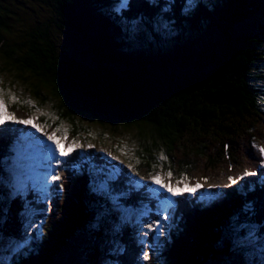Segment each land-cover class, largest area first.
I'll use <instances>...</instances> for the list:
<instances>
[{
	"label": "trees",
	"instance_id": "trees-1",
	"mask_svg": "<svg viewBox=\"0 0 264 264\" xmlns=\"http://www.w3.org/2000/svg\"><path fill=\"white\" fill-rule=\"evenodd\" d=\"M32 1L38 8L53 9L55 19H38L37 9L32 6L27 10L32 15L20 23V16L14 11L19 0H0V81L6 80L5 88L19 82L22 92L27 90L40 104L50 101L41 93L49 89L58 99L57 106L53 107L58 123H70L76 136L89 133L76 118H90V122H99L105 129L118 121L135 130L133 141L139 157L136 154L133 162H137L138 171L151 176L162 170L175 175L183 173L189 181L196 182L198 173L214 174L229 160L237 164V153L245 139H241L242 133L256 135L255 123L262 126L258 132L264 131V23L256 27L247 24L264 7L256 4V0H197L194 4L187 0H127L123 8H119L122 0ZM71 61L95 71L115 70L119 74L117 68L122 66L130 71L150 70L159 76L174 73L181 77V83L171 93L136 104L125 97L107 95L88 85L77 84L67 69ZM19 101L23 102L21 98ZM22 127L0 129V133L6 135L0 137V180L7 174L2 170L3 159H10L13 153L15 158L19 152L14 147L16 129L25 134L18 141L22 147L26 141L29 149L41 148V143H45L35 131ZM82 153L90 155V166L104 163L109 167L126 168L107 152L100 153L97 147L82 149ZM161 154L166 159L161 160ZM180 154L184 155L180 157L185 164L183 172L174 168ZM75 157L70 164L67 162L63 172L64 177L73 175L71 193L63 188L65 195L54 203V211H51L63 219L52 221L53 216L46 219L41 232L33 233L31 250L18 258L14 243L25 239L23 222L26 217L31 218L21 213L30 207L34 213L42 212L39 214L42 216L46 206L37 198L33 203L30 193L31 202L24 203L7 190L9 187L3 188L11 194L1 198L3 208L13 221H6L4 227L11 224L13 227L12 230L8 227V232L1 229L0 243L7 242L8 248L12 244L13 247L9 256L0 257L2 264H57L71 246L77 247L79 255L73 259L81 264H99V256L104 255L114 260L98 244L77 243L82 235L80 223L93 225L96 215L102 212L106 224L109 222L113 227L115 219L108 207L115 200L132 212L144 214L158 210L156 198L148 191L147 199L145 196L135 199L131 179L122 185L107 178H101L100 182L95 181L96 177L73 174V167L77 169V160H81L79 155ZM161 166L158 172L157 167ZM197 166L207 169L199 172ZM255 173L238 180L237 184H217L219 188L206 190L223 196L210 207L200 202L199 207L193 205L190 212L182 210V233L175 236L162 262L150 256L148 264H219L233 260L238 254L243 256L240 261L251 260L253 256L242 255L249 240L241 239L240 245L235 233L244 226H253L257 231L261 226L264 228V218L258 216L264 211L261 195L264 174ZM121 188L127 192L126 197L121 194ZM225 190L229 196L224 195ZM88 206L95 209L94 217H85ZM74 210L82 215H75ZM101 232L93 237L95 242L96 239L101 242L102 238L113 241L114 235ZM131 236V228L126 226L115 237L124 242L132 255V258L125 256L121 264H135L136 250ZM261 239L263 243L256 252L263 255L262 232Z\"/></svg>",
	"mask_w": 264,
	"mask_h": 264
},
{
	"label": "rangeland",
	"instance_id": "rangeland-1",
	"mask_svg": "<svg viewBox=\"0 0 264 264\" xmlns=\"http://www.w3.org/2000/svg\"><path fill=\"white\" fill-rule=\"evenodd\" d=\"M11 1L12 0H10V2ZM187 1H189L191 4H194L197 2V0H187ZM38 2L37 4H40ZM17 3L18 5H15L17 9H15L14 11L20 16L19 22L20 23L25 22L27 17L29 15H32L30 12L27 11L28 8L32 6L36 7L37 5L32 0H19V2ZM256 4H263L264 6V0H256ZM157 7H160V6H157ZM261 8L262 9L259 11V13L255 17H252L251 20L247 24L253 27H256L264 23V7H261ZM36 9L38 13L37 15L38 19L40 20H44V19L50 20L51 18L53 20L55 19L56 15L53 12V9L46 8V6H43L42 9L36 7ZM14 28H15V24H14ZM20 28L21 27H19V30ZM14 32H16V29H14ZM30 32L31 30L27 31L26 34L29 35ZM117 69L121 72L120 74L122 73L127 74L128 72H131L130 70H127L128 69L127 66H122V68L118 67ZM112 72H116V71L112 70ZM179 79L181 83V77ZM4 82H6V80L1 79L0 90H3L2 99L4 100L6 104V111L4 113V116L6 119H5V123L0 124V127L6 124H9L11 122L18 121V120H26V119L35 117L34 123H37L41 127L44 128V132H42L44 134L45 133L51 134L52 132L55 131L57 137L60 138L64 135V132L66 130L67 139L66 140L62 139L61 141L62 146L71 145L73 141L78 142L80 146L76 147L75 150L71 152V155L65 156L66 158H70L69 164L71 163V161L74 160V157L76 156V154L81 157L83 162H87L88 161L86 159L87 154L82 153V149L89 150L90 147H88V145L91 144L93 145V147H97L100 153H104V151L107 153H111L112 154L111 157L112 156L117 157V160L126 166V168L125 167L114 168V167H109V165H105L104 163H98V164H93L87 168H82L80 164L77 167L78 171L81 172L80 176L85 175L88 178H92V179L96 177L95 181H100V182H101V178H105V179L107 178V181L109 180L110 182H113V183L119 181L121 182L122 185L127 179H131L134 182L148 181V185L141 184V186L142 187L146 186L147 188H150V187L153 188L156 194L159 192L161 193L162 198L161 199L156 198V201H155L158 207L163 203L162 200L171 199L175 197V196H172L171 193H168L166 190H161L160 185L153 184L151 180V175L147 174L146 172H140L137 169L138 167H135V165H137V162H133L134 160L137 159L135 155L137 154L139 157V154L137 152V147L135 146V142L133 141V137L136 134L135 130H131V129L124 127V125L118 121H115L113 125H111L108 129H105L101 124H98L99 122L98 123L90 122V118H81V119L76 118L75 119L76 122L80 124V126H83L89 131L88 136H83L82 134H79L78 136H76V134H74L71 131V128L73 126L71 127L70 123L63 122V121H60L58 123L59 117L55 114L56 111L53 109V107L55 108L57 106L58 103L56 100L58 99H56L52 94H50L49 89H44L42 90L41 93L44 97H47V98L49 97L48 99L50 101L47 102V104H40L37 100L33 99L32 96L28 94L27 90L25 92H22L23 88L19 82H17V84L13 86L12 88H9V87L5 88V85H3ZM8 86H10V84H8ZM9 93L14 95L16 99L15 100L11 99V96L9 95ZM19 98H21L23 102H20ZM29 100L32 101L31 105L25 103V101H29ZM16 104L19 106H17ZM20 107H22L23 109H21ZM48 114H51L55 118L54 119L51 118ZM24 116H26L25 119L20 118ZM11 117H15V120L11 119ZM54 124H58V125H54ZM254 125H255L254 134L256 135H253V133H250L248 135H245L242 133L241 139L243 138L245 139L242 141V144H241L242 149L239 150L237 153V156L239 158V161H237V164H234L231 160H229L226 163H224L221 167H218L214 171V174L217 173L215 175L213 173H207V172H205L206 174L203 175L202 171L207 168L197 166L199 169V172H202V173H198L197 175L198 177L196 178L197 181L196 182L189 181L190 178L187 177V181L185 183L189 187L199 182L202 185V187L205 186V188L207 189H204V190L197 189L198 191H201L198 193H196L197 190L195 192L183 191L182 195L177 196V199L181 202L182 207L178 208L179 209L178 212L174 208H171L169 210L168 219L163 222L162 233L159 234L158 239L156 238L158 234L155 231H150L147 227L148 224L155 223L156 221L160 219L158 210H155L153 212H150V211L145 212L141 210L145 212L144 214L141 215V212L139 213L132 212L126 209L125 205H123L122 203L118 204L115 200V202H113V205L108 207V209H110V213L113 214L114 219H115L114 226L112 227L109 222L108 224H106V220L104 216H102V212H100L101 215L100 214L96 215L95 209H93L92 206H88L89 210L84 211L86 214L85 217L91 218V217H94L95 215L96 217L94 218L93 225H90L89 223L87 224L80 223L82 225L80 227V229H82V232H81L82 235L80 236V240H78L77 243L85 244L89 246L98 244L99 247L105 248L108 254L114 258V260L111 259L110 261L106 255H104L103 257L99 256L98 258L99 264H121L122 262L125 261V256L132 258V255H131V251L127 252L126 250L127 248L124 245V242L122 240L120 241L118 238H115V237L118 234H120L121 230L127 226L131 228V232H132L131 238L133 240V243L136 245V247H140L141 244H143V249L141 251V254L137 255V260H140L143 263L144 262L143 253L146 252L150 258V251H151V257L155 260H161L160 262H162L164 260L163 258L165 257L166 251L169 249L171 242L175 239V236L180 235L183 231L184 216L182 215V210H185L188 212L192 211L190 209V205L193 202H195L194 206L196 208L199 207V205L196 202H203V204L206 205V208H208L214 202L222 200L223 198L222 195L215 196L211 191L206 192V190H208L211 187L219 188L217 184L224 186L225 184L230 183L228 179L230 176L239 177L243 174L245 170H248L251 172H260L261 174H264V153H261L259 151L261 147H264V134H261V132L263 131L262 129L260 132H258L259 129L262 127V126H258L259 123H255ZM57 129H59V131H56ZM101 135H104V137H102ZM51 143H52L51 141H47L48 147L49 145H51ZM47 150L48 148L46 149L44 155L41 158V161L46 169L49 163ZM181 156H184V155L180 154L178 159L175 160L176 161L175 167L173 165V167L175 168V171H178V172H183L182 169L185 166V164L181 163L182 162V160H180ZM10 159L9 158L3 159L4 165H2V167L8 171H5L4 169H2L3 172H7V174L5 177L3 176L0 180V222L2 220H5V221H2L1 223L2 225L0 226V240H2L1 232L2 231L8 232L9 230L8 227L10 228V230H12V227H13V224L8 225V227L7 226L4 227L5 222L10 220V216H9V213H7V211L3 208L4 205H3L1 197L6 194L11 196L12 194L14 196H20V198L22 199L24 203L31 202L30 196L28 195L29 192L25 184V181L27 180L26 179L27 177L28 178L30 176L32 177L31 175L32 172L28 170L26 167H24L17 158H14V156H11ZM59 159L61 161L59 165V171L61 173L62 179L57 182L62 183V181L65 179V182L68 185L67 193H71V190L73 187V178L71 175H70L71 177H69V175H65L66 178L63 176V172L66 170L65 168L68 163L64 159V157H60ZM163 165L164 167L166 166L165 163H163ZM161 168L162 166L157 167L158 172L161 170ZM125 169H127V172H128V174L126 175H124ZM0 170H1V165H0ZM168 172L169 171L162 170L161 173L157 174L161 178V182L164 184L171 183L173 186H177V181H180L183 176H186L183 173L179 175H175L174 173L171 172L172 176L169 177ZM217 176L222 177V178L218 179ZM204 178H207L206 181ZM185 183L179 184L177 186L178 190H183L185 188ZM4 187H6V189L7 187H9V189L7 190L11 194L8 191L4 190L3 189ZM120 191H121V194L125 195V197L127 196V192L125 191V189L123 190L121 188ZM223 193L224 195L229 196L226 190L223 191ZM261 195H262V200L264 202V192ZM143 196L144 195L136 196L135 199H141ZM34 200L35 199L33 197V203H34ZM249 204L250 203H248L247 205L249 206ZM32 210L33 209H31L30 207H27L24 213H21L23 214L22 216H25V217L30 216L31 218L30 220H28V222L27 221L23 222L24 224L23 229H26L25 233L23 234L25 239L21 240L20 242H15L14 240L15 246H16L14 249V253L16 254L17 258L20 254L25 255L26 252L31 250L32 243H34V241L32 237L30 238L29 235L33 231V227L37 224H41L42 222V219L39 215L42 212L38 210L34 213V211ZM89 212H90V215H88ZM48 213L49 212H46L47 215ZM50 214H52V212H50ZM74 214L75 215L79 214L80 216L82 215L81 213H78V211H75V210H74ZM258 216L260 218H264V211L262 212L261 215H258ZM156 217H158V220H153ZM57 219L62 220L63 217L58 218V215H56V213L55 214L53 213L52 221H56ZM10 221L13 222L12 220ZM34 221L35 223L33 224L32 222ZM262 227L263 226L259 228L260 231H257V229L253 228V226H244L242 230L238 229L235 233L236 234L235 237L239 241L238 244L242 242L241 239L246 240V241L249 240V242L247 243V246L244 248L242 255L253 256L251 260L248 259L247 261L245 260L240 261L242 260L243 256H241V254H238V256L233 258V260L224 261L223 263L224 264H239V263L264 264V254L261 255L258 251L256 252V248L263 243V240L261 239V232L264 233V228ZM114 229H116L118 232H115ZM98 231H102L101 232L102 235L103 233H110L111 235H114L113 241H111L110 239L105 240L102 238L101 242H98L97 239L95 242V239L93 237L97 235ZM148 240H150L153 244H148ZM8 245L9 244L7 242L0 243V253H1L0 257H3V256L7 257L10 255V253L12 252L11 250L12 245H10L9 249H6L5 251H3L5 247ZM248 245H251V246L248 247ZM97 250L101 252L100 249H97ZM135 250L136 252H138V249H135ZM78 255H79V252L77 250V247L71 246V248L65 251V253L62 255V257L60 258L57 264H81V262H76L73 259V258H77ZM17 258L14 257V259H17ZM221 263L222 262H219V264ZM3 264H8V263H3Z\"/></svg>",
	"mask_w": 264,
	"mask_h": 264
},
{
	"label": "snow or ice",
	"instance_id": "snow-or-ice-1",
	"mask_svg": "<svg viewBox=\"0 0 264 264\" xmlns=\"http://www.w3.org/2000/svg\"><path fill=\"white\" fill-rule=\"evenodd\" d=\"M127 6V0H122V3L120 4L119 8H123ZM119 8L117 10H119ZM3 95V90H0V124L5 123V116L4 113L6 111V104L4 100L2 99ZM11 96V99L15 100L16 97L9 93ZM25 103L31 105L32 101H25ZM51 118L53 117L51 114H48ZM11 119L15 120V117H11ZM35 117L29 118L26 120H18V123L21 124H29L32 127H34L38 132H44V128L41 127L39 124L34 123ZM56 131H59L57 129ZM47 136V140L51 141V145H49L48 150H47V155H48V167L47 171L45 174L41 177V193L44 199L50 200L53 195H58L59 189L63 188L62 184H57L56 182L62 179L61 173L59 171V165L61 163L60 157H65L71 155V152L75 150L76 147H79L80 145L78 142L73 141L71 145H64L62 146V139L66 140L67 139V132L65 130L64 135L60 138L57 137L56 132H52L51 134L45 133ZM88 147H93V145L89 144ZM227 148V146H225ZM261 153H264V147H261L259 149ZM109 156H111V153H108ZM113 160H116L117 157L112 156ZM160 159H166V157L161 154ZM256 175L255 172H251L248 170H245L243 174L239 177H229L230 185L231 184H237L238 180L243 179L245 176H254ZM168 176L171 177L172 173L169 171ZM205 181L207 178H204ZM151 180L153 184H158L160 185L161 190H166L168 193H171L172 196H177V195H182L183 191H192L195 192L197 189L201 188L202 185L197 182L195 185L189 187L185 182L187 181V177L183 176L180 181H177V186L181 183H185V188L183 190H178L177 186H173L171 183L164 184L161 182V178L156 175V176H151ZM229 185V186H230ZM211 187V186H210ZM174 207V201L171 199H165L164 202L159 206L158 208V214L160 216V219L156 221L155 223H150L147 225L148 229L150 231H155L157 235V239L159 238V234L162 233L163 229V222L168 219V213L171 208ZM42 225H37V227H41ZM143 259L148 260L149 256L145 252L143 253Z\"/></svg>",
	"mask_w": 264,
	"mask_h": 264
},
{
	"label": "water",
	"instance_id": "water-1",
	"mask_svg": "<svg viewBox=\"0 0 264 264\" xmlns=\"http://www.w3.org/2000/svg\"><path fill=\"white\" fill-rule=\"evenodd\" d=\"M67 69L77 84L88 85L95 91L107 95L125 97L136 104L171 93L180 84V77L174 73L157 75L150 70H134L127 74H118L111 70L99 69L97 71L84 68L77 62H69Z\"/></svg>",
	"mask_w": 264,
	"mask_h": 264
},
{
	"label": "clouds",
	"instance_id": "clouds-1",
	"mask_svg": "<svg viewBox=\"0 0 264 264\" xmlns=\"http://www.w3.org/2000/svg\"><path fill=\"white\" fill-rule=\"evenodd\" d=\"M119 74V73H118ZM4 126H15V127H18V128H20V127H22V128H27V127H29V129H31V130H33V131H35V133H37V134H39L40 136H42L43 137V139H44V141H45V143H41V148H38V147H36V146H33V148L32 149H29L28 148V141H26V143H24L23 145H24V147H22V145H21V143L20 142H18L19 140H22V138H23V136L25 135L24 133H23V131L22 130H15L14 131V133L16 134V136L14 137V147L19 151L18 152V155L15 157V158H17L18 160H19V162H21L22 163V165L24 166V167H26L28 170H30L32 173H31V175H32V177L30 176L29 178L27 177L25 180V184H26V186H27V188H28V192L32 195V197H34V198H37L39 201H41L45 206H46V210L44 211V213H43V215L41 216L40 215V217H41V219H42V222H41V224H37V225H42L41 227H37V225H35L34 227H33V231L31 232V234L29 235L30 236V238L32 237V239H33V241H34V236H33V233H40L41 231V229H42V227H43V225H44V223H45V221H46V219H49L51 216H53V212H52V214H50V212L53 210L54 211V207H55V205H54V203L56 202V201H61L62 200V198H63V196L65 195V190L63 189V188H68V185H67V183L65 182V179L62 181V183H59V182H56L57 184H62L63 185V188L62 189H59V193H58V195H53L52 197H51V199L50 200H47V199H44V197L42 196V194L41 193H39L38 192V189H37V181H36V178H35V174H37V175H39V172H42L43 173V175L45 174V172L47 171V169L44 167V165H43V163H42V161H41V158H42V156L44 155V153H45V151H46V149L48 148V144H47V136L44 134V133H42V132H38L34 127H32L31 125H29V124H21V123H18L17 121H15V122H11V123H9V124H6V125H4ZM3 127V126H2ZM2 127H0V128H2ZM6 136V135H5ZM0 137L2 138V137H4V134L2 135V133H0ZM32 151L34 152V153H32ZM85 154H87V162H83L82 161V159L78 162V160H77V163H76V165L78 164V166L81 164V167L82 168H87V167H89L90 165H88V164H90L91 162H92V160H91V158H90V155L88 154V153H85ZM12 156H14V153L12 154ZM21 160H20V159ZM74 158H76V157H74ZM64 159L68 162L69 160H70V158H66V157H64ZM75 165V166H76ZM84 165V166H83ZM88 165V166H87ZM77 166V167H78ZM80 167V168H81ZM81 168V169H82ZM66 169V168H65ZM65 169H63V170H65ZM63 170H61V171H63ZM72 173L73 174H78V175H80V173L81 172H79L78 171V169H76L75 168V170H74V167H73V171H72ZM42 175V176H43ZM42 176H40V178L42 177ZM73 176V175H72ZM38 180H39V178H38ZM133 181V180H132ZM38 184H39V181H38ZM107 184H108V182H107ZM141 184H145V185H148V181H144V182H140V181H136V182H134L133 181V190H134V194H135V197L136 196H142V195H144L145 197H146V199H147V196H146V191H148V194L150 193V194H152V196L151 197H153V198H162V195H161V193L159 192V193H155V190H153V188H147L146 186L145 187H142L141 186ZM15 197V196H14ZM20 197V196H19ZM146 199L145 200H143V201H146ZM165 200V199H164ZM164 200H162L163 202H164ZM171 200H178L177 198H171ZM179 207H177V208H174L175 210H177V212H178V209ZM46 212H49L48 213V215L46 214ZM138 213V212H137ZM46 215V216H45ZM142 215V214H141ZM45 216V217H44ZM34 217V216H33ZM28 220H30V219H28ZM28 220L27 219H25L24 221H27L28 222ZM153 220H158V217H156V218H154ZM33 224L35 223V221L34 222H32ZM31 229V228H30ZM24 231V233H25V231H26V229H23ZM148 244H153L150 240H148ZM7 247V248H6ZM5 247V249L3 250V251H5L6 249H9L8 248V246H6ZM10 247V246H9ZM11 247H13V244H12V246ZM15 243H14V249H15ZM134 249H138V252H136V256H135V264H148V260H143L144 262L142 263L140 260H137V255H139V254H141V251H142V249H143V244H141V246L140 247H136V245L134 246ZM150 256H151V251H150ZM152 258V257H151ZM2 263V261H0V264Z\"/></svg>",
	"mask_w": 264,
	"mask_h": 264
},
{
	"label": "bare ground",
	"instance_id": "bare-ground-1",
	"mask_svg": "<svg viewBox=\"0 0 264 264\" xmlns=\"http://www.w3.org/2000/svg\"><path fill=\"white\" fill-rule=\"evenodd\" d=\"M71 63H73V61H71Z\"/></svg>",
	"mask_w": 264,
	"mask_h": 264
}]
</instances>
